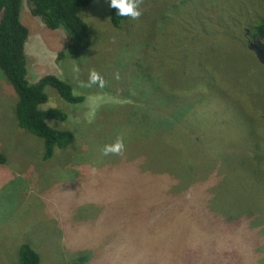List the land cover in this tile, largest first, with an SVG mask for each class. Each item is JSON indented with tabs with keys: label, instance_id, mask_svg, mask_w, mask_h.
<instances>
[{
	"label": "rangeland",
	"instance_id": "obj_1",
	"mask_svg": "<svg viewBox=\"0 0 264 264\" xmlns=\"http://www.w3.org/2000/svg\"><path fill=\"white\" fill-rule=\"evenodd\" d=\"M137 3L141 16L116 29L105 1L94 0L82 12L94 42L74 57L67 32L47 28L23 0L29 82L55 74L86 100L73 106L46 87L41 109L67 113L49 122L75 139L45 161L44 141L18 125L17 94L0 69V264H17L22 243L42 264H74L88 251L102 253L101 264H176L186 252L191 264H243V241L227 253L202 247L219 227H194L187 211L197 207L224 224L244 221L264 263V64L246 37L264 18V0ZM150 114L159 130L172 123L154 134V123L142 124ZM153 135L170 146L163 155ZM168 153L183 155L193 173L172 167ZM208 161L216 170L198 171Z\"/></svg>",
	"mask_w": 264,
	"mask_h": 264
},
{
	"label": "trees",
	"instance_id": "obj_2",
	"mask_svg": "<svg viewBox=\"0 0 264 264\" xmlns=\"http://www.w3.org/2000/svg\"><path fill=\"white\" fill-rule=\"evenodd\" d=\"M93 1L94 0H29L33 5L31 10L32 15L42 18L47 28L50 30L63 28L67 32L69 35V44L67 43L66 45V52L70 56L75 57L81 56L83 53L87 52L94 42L93 36L95 34H93L92 29L82 17V12L89 8ZM104 1L109 7V19L111 25L116 29H121L124 21L129 17L118 15V10L110 7V0ZM22 2L23 0H0V69L4 72L5 76H7L6 78L8 82L13 86L17 94V108L15 115L18 125L44 141L43 159L46 161L54 156L56 149L69 148L75 139L72 131L66 129L59 130L58 128L51 126L49 122H65L68 119L67 113L57 108H49L46 110L41 109V106L48 102V95L45 91L46 87L55 89L64 101L73 106L83 104L86 98L83 95H76L74 93L76 86L69 84L56 75H46L35 83L29 82L25 54V45L29 38V29L21 21L20 15ZM251 35L253 39L259 37L264 41V18L253 27ZM4 87H6V89H11V86L8 83L5 84ZM171 99L172 98L167 100V104L172 102ZM174 112L175 109L172 111V115L174 116L180 114V111ZM159 121L160 118H158V116H152L150 114L149 117H147V120L144 119L142 121V124L145 128H148L149 123H154L157 127L154 131L155 134L157 132H165L168 126L172 123H168L164 129L159 130ZM160 139L161 137L153 135L151 142L153 141L154 146L159 148L161 147V144L158 143ZM169 149L170 146L166 144L160 148L158 154L163 155L164 151ZM135 155V151H132L130 154L132 157ZM168 155L169 156L167 157H169L172 167H175L177 170L180 169L186 176L193 173V167H188V160H183V163H181V159H177V157H182L183 155L173 156L169 153ZM156 156L158 157V155ZM4 160L6 159L4 155H2L0 157L1 165H3L2 162H4ZM253 160L261 161L259 155H254ZM216 163L218 164V162ZM214 167L215 166L212 162L208 161L207 164L199 168L198 171L212 173L216 170ZM252 173L258 175L259 172L256 171ZM219 175L222 177L223 173ZM203 189L205 188H201L198 192L201 194ZM214 199L210 204L214 203ZM202 200H204L203 197H198V200H195L194 202L199 203ZM28 203L29 202L27 201V204ZM26 210L31 211V208H26ZM187 215L191 216L190 222L194 223V227L198 223L206 227H210V225L214 223L215 226L219 227L220 234L217 233L216 237H213V235L209 233L204 239L206 243L203 244L202 247H206L210 251H213V254L216 253L218 248L227 253L229 248L233 249L232 244L242 247L240 244L241 241H243L248 244V247L239 254L243 255L244 253H247V260L244 259L241 261H243V264H258V259L260 258L257 255V250L254 249L252 239L249 237L248 228L243 224L244 221L235 220L229 222L228 220L227 224H224V222L211 217L214 216L211 212L202 211L200 213L198 207L196 209H189ZM230 223H233L236 226L235 236L240 239L233 238V229ZM205 224H208V226ZM176 225H182L184 227L188 224H181L177 221ZM213 229L217 228L213 227ZM253 257L254 261L252 260ZM209 258L212 259L213 255L209 256ZM75 260L76 262L74 264H101L102 253L97 252L94 255L89 251L86 253H80L76 255ZM175 260H181L176 262V264H191V253L186 252L183 254L182 258ZM119 261H123V259L120 258ZM147 261L150 262L149 259ZM171 261L172 259L170 262ZM17 264H42V257L30 244L22 243L19 247ZM150 264H153V262Z\"/></svg>",
	"mask_w": 264,
	"mask_h": 264
},
{
	"label": "clouds",
	"instance_id": "obj_3",
	"mask_svg": "<svg viewBox=\"0 0 264 264\" xmlns=\"http://www.w3.org/2000/svg\"><path fill=\"white\" fill-rule=\"evenodd\" d=\"M110 7L117 9V14L120 16H127V17H131L132 19H137L141 16V10L139 7V4L137 3V0H110ZM36 17V16H35ZM42 19V18H41ZM43 20V19H42ZM44 22V21H43ZM246 37L248 38V45L250 43L255 42L256 38L253 39L252 35H251V31L250 33H247ZM249 40H251L249 42ZM264 43V41H262ZM253 51V50H251ZM254 52V51H253ZM255 53V52H254ZM75 57V56H74ZM4 73V72H3ZM5 75V74H4ZM30 75V74H29ZM50 75V74H49ZM55 75V74H52ZM7 76H5L6 78ZM4 78V81H5ZM100 77L97 73L92 72L90 75V84H94L96 83L97 80H99ZM7 80V78H6ZM8 81V80H7ZM9 91L13 92L11 89H9ZM13 94L15 95V93L13 92ZM16 96V95H15ZM173 95L170 97L172 98ZM16 108H17V103L15 105V114H16ZM122 149V145H118L116 149H107L106 150V154L107 151H120ZM135 226V224H134ZM127 234V233H126ZM128 235V234H127ZM129 236V235H128ZM130 237V236H129ZM122 258V257H121Z\"/></svg>",
	"mask_w": 264,
	"mask_h": 264
},
{
	"label": "water",
	"instance_id": "obj_4",
	"mask_svg": "<svg viewBox=\"0 0 264 264\" xmlns=\"http://www.w3.org/2000/svg\"><path fill=\"white\" fill-rule=\"evenodd\" d=\"M250 33V31H248ZM249 49L253 50L260 63L264 64V43L257 37L255 42L249 44Z\"/></svg>",
	"mask_w": 264,
	"mask_h": 264
},
{
	"label": "flooded vegetation",
	"instance_id": "obj_5",
	"mask_svg": "<svg viewBox=\"0 0 264 264\" xmlns=\"http://www.w3.org/2000/svg\"><path fill=\"white\" fill-rule=\"evenodd\" d=\"M251 40H249V42H250Z\"/></svg>",
	"mask_w": 264,
	"mask_h": 264
},
{
	"label": "bare ground",
	"instance_id": "obj_6",
	"mask_svg": "<svg viewBox=\"0 0 264 264\" xmlns=\"http://www.w3.org/2000/svg\"><path fill=\"white\" fill-rule=\"evenodd\" d=\"M39 45V44H38Z\"/></svg>",
	"mask_w": 264,
	"mask_h": 264
}]
</instances>
